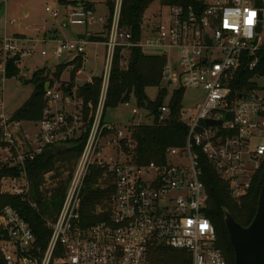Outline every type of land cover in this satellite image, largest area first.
<instances>
[{"label": "built area", "instance_id": "1", "mask_svg": "<svg viewBox=\"0 0 264 264\" xmlns=\"http://www.w3.org/2000/svg\"><path fill=\"white\" fill-rule=\"evenodd\" d=\"M203 1L202 10L190 5L169 6L166 22L143 23L141 36L135 40L130 31L119 26L121 0H116L100 41L106 47V57L99 99L93 115H88V119L93 116L92 121L62 204L54 218H45L50 231L47 245L38 246L26 221L11 206H5L0 212V264H155L152 249L157 245L190 253L189 264H226L216 245L215 229L204 213L209 197L201 179L199 156L202 153L212 164L234 199L246 193L264 163V75L249 80L257 89L232 90L240 71L252 70L257 63V58L246 61L243 56H255L264 48V7L256 0ZM45 11L58 17L56 9L46 7ZM90 15L91 11L75 6L66 17L72 25H86L95 20ZM99 21L102 26L106 23ZM89 35L87 32L86 37ZM0 40V164L19 170L16 175L0 176L6 182L0 193L29 200L26 163L43 155L46 148L67 144L86 130L83 102L76 97L75 88L64 93L59 90L60 82H53L44 90V117L34 129L22 130L20 122L11 120L4 110L3 82L11 59L18 57L14 64L20 69L22 58L33 53V46L27 47L32 39L5 35ZM38 41L45 43V37ZM86 42L84 38L57 40L52 53L72 59L85 52ZM133 47L162 49L167 57L163 82L173 89L204 93L200 103L181 108L186 142L182 148H169L164 162H133L122 150L123 144L131 147L129 129L133 125L103 121L114 52ZM79 75L80 69L75 73ZM158 112L157 122L162 123L171 108L162 104ZM132 113L138 110L133 108ZM207 120L220 124L209 125ZM110 149L116 153L113 162L108 158ZM118 153L125 158L119 159ZM172 157L178 162L170 163ZM92 165L107 166L114 192L97 204L94 214L100 219L84 222L81 191Z\"/></svg>", "mask_w": 264, "mask_h": 264}, {"label": "trees", "instance_id": "2", "mask_svg": "<svg viewBox=\"0 0 264 264\" xmlns=\"http://www.w3.org/2000/svg\"><path fill=\"white\" fill-rule=\"evenodd\" d=\"M155 0H121L119 26L127 29L135 40L141 36V26L144 23V13L148 6ZM162 5H181L184 7L193 6L198 10L205 7L203 0H158ZM262 6L261 0H256ZM60 4L66 6L72 4L92 11L93 4L87 1L61 0ZM109 15L103 30L100 33L89 35L88 41H103L105 30L109 27L113 12V1H107ZM18 36V35H17ZM1 39V38H0ZM1 42V40H0ZM247 54V53H246ZM257 58L256 65L252 70L240 71L237 80L232 84L233 92H244L257 89L256 83L249 80L264 75V48L259 49L255 56H243L246 61ZM11 59L7 64L6 78H17L20 73L14 61ZM125 62V64H124ZM83 63V58L78 55L69 63L58 64L55 71L42 68L37 71L28 81L32 83L33 91L25 103L12 115L11 120L17 122H28L35 125L44 117L46 100L44 99V86L47 82L52 86L51 75L59 78L61 72L67 68L71 73L70 81L60 82L59 90L69 93L75 88V95L83 102V114L86 130L81 131L73 139L68 140V147L48 160L39 155L32 161L26 163V173L30 183L29 200H23L19 196L8 193H0V212L5 206H11L16 210L22 219L26 221L36 238V244L42 248L47 245L50 231L45 226V218H54L57 214L70 181L76 162L83 150L89 125L101 90V77L91 80L74 83L75 73ZM167 63L164 52L160 54H145L143 48L133 47L129 50L116 49L109 71L106 97L103 110V121L105 111L115 108L120 104H126L131 99L135 101L138 108L145 109L153 118L151 124H136L130 127L129 134L132 141L131 147L122 145L124 154L130 155L131 160L138 165H145L150 162H164L167 160L169 148H182L186 142L187 127L180 120L182 96L185 93L183 88H178L171 96L169 106L171 113L166 121L157 122L159 107L163 104V96L166 89L160 88L163 82V71ZM74 75V76H73ZM159 88L155 100H150L146 95V88ZM89 103L91 107H89ZM199 160L203 174L201 179L208 193V202L204 209L206 217L212 223L216 233V245L219 247L226 259V264L234 263V252L229 241V236L224 225V209H227L235 221L242 226H247L255 215L258 197L261 187L264 184V163L255 172L251 184L244 195L234 199L231 197L228 184L220 178L212 164L200 153ZM60 163L61 166H56ZM65 171L66 174L63 172ZM18 168H8L0 164V176L16 175ZM51 183L45 185L46 178ZM106 179L101 182L100 179ZM114 192V181L112 173L107 166L92 165L84 179L81 191V219L86 222L98 221L100 216L94 214L97 204L110 197ZM35 204L36 207H33ZM153 262L155 264H182L191 262L190 253L180 249H173L165 246H154L152 249Z\"/></svg>", "mask_w": 264, "mask_h": 264}, {"label": "rangeland", "instance_id": "3", "mask_svg": "<svg viewBox=\"0 0 264 264\" xmlns=\"http://www.w3.org/2000/svg\"><path fill=\"white\" fill-rule=\"evenodd\" d=\"M59 0H0V38L3 36L16 37L21 36L23 39L30 41L27 43V47L33 46V53L23 57L20 63V73L17 78H6L3 82V107L7 114L10 116L19 109L25 101L30 97L33 86L28 80L33 77V75L42 70V68H51L53 72L58 64L69 63L74 60L69 55H63L57 57L53 55L52 50L55 46L57 40L74 41L80 38L87 39L85 52L81 54L83 58V63L80 66V75L75 77L76 83H82L91 80V78L101 77V87L104 78V64L106 57V47L102 42L88 41L86 33L96 34L103 30L102 22L105 21L109 15V10L106 4L107 0H71V1H89L94 5L91 11V17L95 20L88 22L86 25H72L68 23V18L66 14L68 10L62 7ZM115 9L116 0H112ZM262 1V7H264V0ZM67 6V5H66ZM46 7L56 9L58 12V17L53 18L49 13L45 11ZM72 7V6H69ZM170 13V8L167 5H162L158 0L152 2L146 9L143 19L144 24L155 25L159 23H165L168 15ZM13 21V24H9ZM65 23V25H64ZM42 27L43 31H55L58 38L56 41L50 40V37H45V43H40L38 40L42 33H38L33 28ZM42 31V32H43ZM45 36V35H44ZM82 36V37H80ZM42 51L46 52V55H42ZM145 54H160L163 52L160 48H143ZM69 57V58H68ZM67 58V59H66ZM67 60V61H65ZM170 62L174 63L173 56L170 57ZM175 66V63H174ZM176 68V67H175ZM53 82H68L71 78V73L69 68L64 69L59 78L53 77L51 75ZM160 88L166 89V93L163 96V104H169L171 96L176 89L166 85L165 82L161 83ZM159 88L148 87L145 92L150 100H155L158 94ZM203 91L187 89L182 96V104L185 107H191L194 104H198L203 100ZM136 108L138 110L137 114L132 113V109ZM104 121L112 124H120L122 126L136 125L138 122L140 124H151L152 117L146 112L145 109L138 108L135 101L131 99L126 104H120L115 108H109L105 111ZM133 117V119H132ZM20 127L22 130H32L35 127L28 122H20ZM108 158L111 162L114 161L116 153L114 150H107ZM111 154V155H109ZM119 159H124L125 156L121 153L117 154ZM170 163H177L178 160L175 157L170 158ZM61 166L60 163H56V166ZM64 174L65 171L63 172ZM100 181L106 183L104 177ZM5 183L0 180V192L5 190ZM51 181L49 177L46 178L45 185L49 186Z\"/></svg>", "mask_w": 264, "mask_h": 264}, {"label": "water", "instance_id": "4", "mask_svg": "<svg viewBox=\"0 0 264 264\" xmlns=\"http://www.w3.org/2000/svg\"><path fill=\"white\" fill-rule=\"evenodd\" d=\"M259 31L260 26L257 28V32ZM206 41H210L208 36ZM48 87L49 82L45 84L44 90ZM206 123L220 124L211 120H207ZM67 147V144H58L46 148L43 153L44 159L48 160ZM223 220L234 252L233 264H264V184L258 197L255 215L247 226L237 223L227 209H224Z\"/></svg>", "mask_w": 264, "mask_h": 264}, {"label": "crops", "instance_id": "5", "mask_svg": "<svg viewBox=\"0 0 264 264\" xmlns=\"http://www.w3.org/2000/svg\"><path fill=\"white\" fill-rule=\"evenodd\" d=\"M60 1L61 0H59L58 2H59V4H60ZM68 1H71V0H68ZM108 1V0H107ZM107 1H106V4H107ZM81 2V1H80ZM87 2H89V1H87ZM90 3H92V2H90ZM93 4V3H92ZM62 7H64V8H66L67 10H69L71 7H69V6H72L73 7V5L72 4H70V5H67V6H64V5H62V4H60ZM76 6H78V5H76ZM93 8H94V5H93ZM64 25H65V23H64ZM105 25V24H104ZM103 25V26H104ZM102 26V27H103ZM34 30L36 29L37 30V32L39 33H42V35H40V36H43V37H50V40L52 39V41H54V40H57V39H55V38H58V32L57 33H55V31H51V30H49L48 32L47 31H43V28L42 27H34L33 28ZM35 30V31H36ZM43 31V32H42ZM45 35V36H44ZM19 36V35H18ZM21 37V36H20ZM43 37H40V38H43ZM80 37H82V36H80ZM96 42H99V41H96ZM49 70H52L51 68H48ZM76 77V76H75ZM78 77V76H77ZM74 83H76V80H74ZM132 119H133V117H132ZM21 129H22V127H21Z\"/></svg>", "mask_w": 264, "mask_h": 264}]
</instances>
